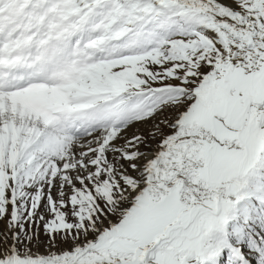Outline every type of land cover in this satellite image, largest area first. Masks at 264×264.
Wrapping results in <instances>:
<instances>
[{
    "label": "snow or ice",
    "instance_id": "obj_1",
    "mask_svg": "<svg viewBox=\"0 0 264 264\" xmlns=\"http://www.w3.org/2000/svg\"><path fill=\"white\" fill-rule=\"evenodd\" d=\"M0 264H264V0H0Z\"/></svg>",
    "mask_w": 264,
    "mask_h": 264
},
{
    "label": "bare ground",
    "instance_id": "obj_2",
    "mask_svg": "<svg viewBox=\"0 0 264 264\" xmlns=\"http://www.w3.org/2000/svg\"><path fill=\"white\" fill-rule=\"evenodd\" d=\"M231 2V0H224V3L225 4H228V3H230Z\"/></svg>",
    "mask_w": 264,
    "mask_h": 264
}]
</instances>
